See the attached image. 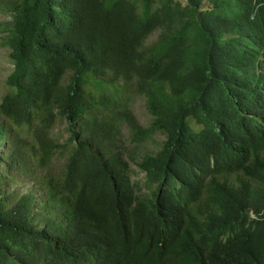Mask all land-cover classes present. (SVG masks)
Listing matches in <instances>:
<instances>
[{"label": "trees", "instance_id": "obj_1", "mask_svg": "<svg viewBox=\"0 0 264 264\" xmlns=\"http://www.w3.org/2000/svg\"><path fill=\"white\" fill-rule=\"evenodd\" d=\"M2 6L0 264H264V0Z\"/></svg>", "mask_w": 264, "mask_h": 264}, {"label": "rangeland", "instance_id": "obj_2", "mask_svg": "<svg viewBox=\"0 0 264 264\" xmlns=\"http://www.w3.org/2000/svg\"><path fill=\"white\" fill-rule=\"evenodd\" d=\"M10 0H0V105L4 99L5 94L7 93L6 81L8 76L13 70V64L10 59V49L5 44V39L7 38L5 30V25L11 21L10 15L4 11L6 6H2L8 3ZM139 120L142 125L149 126L152 122L151 117L147 112V108L144 104V101L139 99L137 100L134 108ZM4 150V148L2 149ZM136 170L135 166H133ZM143 175L140 174V178Z\"/></svg>", "mask_w": 264, "mask_h": 264}]
</instances>
